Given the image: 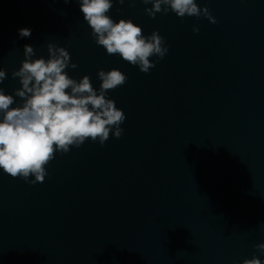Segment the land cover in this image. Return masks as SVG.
<instances>
[{
    "label": "water",
    "instance_id": "obj_1",
    "mask_svg": "<svg viewBox=\"0 0 264 264\" xmlns=\"http://www.w3.org/2000/svg\"><path fill=\"white\" fill-rule=\"evenodd\" d=\"M197 3L217 23L114 2V20L158 30L169 47L143 73L95 43L77 0H0L6 92L20 86L11 73L25 44L45 58L48 43L66 48L77 65L66 71L94 87L100 69L127 76L108 90L126 115L120 138L56 153L36 184L0 170V264L264 260V0Z\"/></svg>",
    "mask_w": 264,
    "mask_h": 264
},
{
    "label": "clouds",
    "instance_id": "obj_2",
    "mask_svg": "<svg viewBox=\"0 0 264 264\" xmlns=\"http://www.w3.org/2000/svg\"><path fill=\"white\" fill-rule=\"evenodd\" d=\"M114 2L123 5L125 0H77L95 43L103 46L107 54H118L148 73L169 51L165 38L158 30L144 35L142 27L132 19L114 20L108 14ZM142 3L151 4L145 12L152 18L171 11L180 18L204 17L217 23L209 8L199 6L197 0H142ZM129 6L134 7L135 0H129ZM193 32L198 33L199 28L193 27ZM31 33L29 27L17 30L21 39L30 38ZM47 51V58L37 57L33 46L25 44L24 59L18 70L11 73L20 86L11 93L0 87V170L29 184L44 181L48 175L45 166L56 153H67L70 146L79 148L89 139L103 146L110 133L120 138L124 132L121 125L126 120L124 111L108 95V90L125 84L126 74L118 68L100 69L97 72L100 84L94 87L89 76L77 80L66 71L77 67L66 48L48 43ZM6 78V69L0 67V84ZM30 176L33 178L29 179ZM255 247L264 255V243ZM240 264H264V260L253 255Z\"/></svg>",
    "mask_w": 264,
    "mask_h": 264
}]
</instances>
